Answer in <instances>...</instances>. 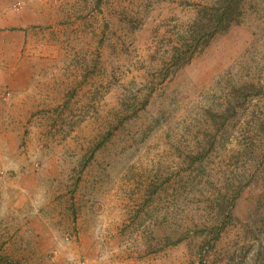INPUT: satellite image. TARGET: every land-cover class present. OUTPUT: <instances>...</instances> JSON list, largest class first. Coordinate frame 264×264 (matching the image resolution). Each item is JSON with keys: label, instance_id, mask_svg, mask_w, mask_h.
Wrapping results in <instances>:
<instances>
[{"label": "rangeland", "instance_id": "obj_1", "mask_svg": "<svg viewBox=\"0 0 264 264\" xmlns=\"http://www.w3.org/2000/svg\"><path fill=\"white\" fill-rule=\"evenodd\" d=\"M234 1L176 64L220 0H0V264H264V0Z\"/></svg>", "mask_w": 264, "mask_h": 264}, {"label": "trees", "instance_id": "obj_2", "mask_svg": "<svg viewBox=\"0 0 264 264\" xmlns=\"http://www.w3.org/2000/svg\"><path fill=\"white\" fill-rule=\"evenodd\" d=\"M235 5L236 1L234 0H220L219 5L212 7L214 10L208 9V11H205V16L199 19L200 23L197 24V29L191 36L190 45H185L186 50L182 52L183 55H176L175 63L181 64L188 60L190 61L191 59H187V56H192L196 48L205 44L203 40H206V43H209V38H212L217 31L223 32L228 30L233 23L232 16L234 15ZM191 47L194 48L192 49ZM182 60L185 61L182 62Z\"/></svg>", "mask_w": 264, "mask_h": 264}]
</instances>
